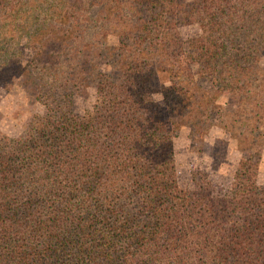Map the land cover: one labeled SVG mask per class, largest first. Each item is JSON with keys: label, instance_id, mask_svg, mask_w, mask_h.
I'll return each mask as SVG.
<instances>
[{"label": "trees", "instance_id": "trees-1", "mask_svg": "<svg viewBox=\"0 0 264 264\" xmlns=\"http://www.w3.org/2000/svg\"><path fill=\"white\" fill-rule=\"evenodd\" d=\"M77 8L0 0V88L33 116L0 152V264H264V0ZM185 128L235 143L231 198L180 184Z\"/></svg>", "mask_w": 264, "mask_h": 264}, {"label": "rangeland", "instance_id": "rangeland-1", "mask_svg": "<svg viewBox=\"0 0 264 264\" xmlns=\"http://www.w3.org/2000/svg\"><path fill=\"white\" fill-rule=\"evenodd\" d=\"M77 7L81 17L88 14V0H77ZM182 30L186 37L200 36L204 34L205 25L193 23ZM261 65L264 66V57ZM194 70L199 77V68L195 66ZM16 108V98L0 88V152L8 150L16 138L27 132L33 117L28 111L16 113ZM37 108L41 109L39 106ZM225 138L221 128H214L203 139L192 135L188 128L175 136L178 179L182 186L196 188L203 185L209 187L214 196L231 198L232 175L239 154L233 140L229 142L228 152L227 144L216 142ZM258 182L264 185V160L260 165Z\"/></svg>", "mask_w": 264, "mask_h": 264}]
</instances>
